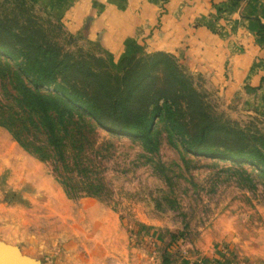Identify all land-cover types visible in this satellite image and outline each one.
<instances>
[{
	"label": "rangeland",
	"instance_id": "374dc122",
	"mask_svg": "<svg viewBox=\"0 0 264 264\" xmlns=\"http://www.w3.org/2000/svg\"><path fill=\"white\" fill-rule=\"evenodd\" d=\"M2 3L10 8L8 1ZM62 3L54 7L49 0H30L28 7L33 20L73 58L114 75L133 58L164 53L214 118L264 134V109H256L253 89H237L232 72L218 66L213 53L192 44L187 50L180 45L162 49V39L173 36L172 24L159 39L161 19H108V13L91 19L92 13L84 16L73 2ZM154 70L162 77V64ZM75 80L91 85L90 79ZM154 129L158 141L152 151L138 138L106 129L74 134L85 158L79 172L40 159L0 125V227L10 231L1 233L0 241L10 235L41 264H61L63 251L70 256L68 264H117L122 258L133 264H145L144 258L147 264H177L183 257L201 259L216 244L214 262L233 264L250 260L249 247L264 251V176L256 167L186 152L160 119L155 118ZM13 149L23 156L15 159ZM68 154L67 165L73 167ZM62 177H68L71 189ZM227 230L234 240L225 241ZM50 249L54 252L47 258Z\"/></svg>",
	"mask_w": 264,
	"mask_h": 264
},
{
	"label": "trees",
	"instance_id": "16d2710c",
	"mask_svg": "<svg viewBox=\"0 0 264 264\" xmlns=\"http://www.w3.org/2000/svg\"><path fill=\"white\" fill-rule=\"evenodd\" d=\"M6 1L10 8L0 4V125L25 150L81 172L85 158L74 134L106 129L138 138L152 151L157 149V118L186 152L239 166L249 163L264 176V134L214 118L168 55L133 58L121 74L95 71L86 60L63 51L33 20L30 0ZM158 64L163 65L162 77L154 70ZM82 77L91 85H79L75 78ZM68 151L73 167L67 165ZM56 170L61 177L62 171ZM83 170L86 174V167ZM68 180L60 181L71 189Z\"/></svg>",
	"mask_w": 264,
	"mask_h": 264
},
{
	"label": "crops",
	"instance_id": "0c3cea01",
	"mask_svg": "<svg viewBox=\"0 0 264 264\" xmlns=\"http://www.w3.org/2000/svg\"><path fill=\"white\" fill-rule=\"evenodd\" d=\"M49 2L54 7L61 5L62 2L66 5L73 2L83 9L84 16L92 13L91 19H104L103 14L106 16V13L109 14L108 19H161L162 25H158L159 28L162 27L159 39L160 36L163 38L167 36L165 25L172 24L173 36L162 39L164 42L162 49L175 50V46L180 45V48L187 50L191 49V44L207 49L206 51L216 57L218 66L232 72L230 80L236 81V88H252L256 109H264V0H49ZM93 11L98 13L93 14ZM180 39L188 42V45L182 44ZM186 54L190 60L191 54L188 51ZM242 92L245 93V90ZM9 152L15 154L13 155L15 159L23 156L18 149ZM29 161L35 163L33 160ZM29 172L30 168L28 174ZM32 196L34 194L31 198ZM7 228L9 227H0V234L9 233ZM226 232L228 239L225 241L235 239L234 232L230 230ZM8 236L2 237L3 240L18 245L26 252L22 244ZM222 238H225L224 235L220 236L219 240ZM218 247L216 244L214 249L208 248L203 251L201 259L183 257L177 264H216L213 258ZM245 247L248 248L247 243ZM260 249V246L249 247L247 254L250 260L233 264H264V251ZM52 252L53 249L47 251L46 257ZM83 254L81 252L80 255ZM69 259L68 253L63 251L60 263L68 264ZM144 261L147 264L148 258H144ZM133 262L132 259L122 258L118 259L117 264ZM140 262L143 263L141 260Z\"/></svg>",
	"mask_w": 264,
	"mask_h": 264
},
{
	"label": "water",
	"instance_id": "95a60500",
	"mask_svg": "<svg viewBox=\"0 0 264 264\" xmlns=\"http://www.w3.org/2000/svg\"><path fill=\"white\" fill-rule=\"evenodd\" d=\"M0 264H41V261L24 254L18 245L0 241Z\"/></svg>",
	"mask_w": 264,
	"mask_h": 264
}]
</instances>
